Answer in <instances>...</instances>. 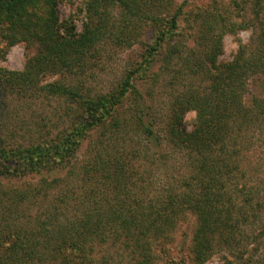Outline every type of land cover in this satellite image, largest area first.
<instances>
[{
  "label": "trees",
  "instance_id": "16d2710c",
  "mask_svg": "<svg viewBox=\"0 0 264 264\" xmlns=\"http://www.w3.org/2000/svg\"><path fill=\"white\" fill-rule=\"evenodd\" d=\"M231 1L88 0L78 32L61 19L59 0H0V56L20 40L39 44L22 70L0 65V131L12 126L0 137V264H114L122 251L136 264H159L155 249L167 251L190 212L194 264L238 242L250 217L239 198L253 199L240 179L254 136L264 140V91L246 99L250 82L264 87V0ZM256 24V37L220 61L224 36ZM108 44L144 49L112 89L43 83L48 73L85 70ZM142 73L173 88L161 120L136 85ZM36 98L65 111L31 119L20 141L21 110ZM171 159L183 170L157 181Z\"/></svg>",
  "mask_w": 264,
  "mask_h": 264
},
{
  "label": "rangeland",
  "instance_id": "374dc122",
  "mask_svg": "<svg viewBox=\"0 0 264 264\" xmlns=\"http://www.w3.org/2000/svg\"><path fill=\"white\" fill-rule=\"evenodd\" d=\"M184 1V0H179ZM196 6H209L213 0H190ZM223 7L230 6L231 0H220ZM88 0H59V13L61 19L68 25L81 32L84 24L89 20ZM190 9V5L188 6ZM224 11V9H222ZM264 14V10L262 11ZM246 16L254 21L255 15L251 11L250 5H247ZM256 23V22H255ZM257 25V24H256ZM260 30V26L250 27L238 30L236 33H227L223 39V53L220 55V61L232 60L236 54L240 43H249L251 38ZM149 37V36H148ZM256 37V36H255ZM39 49L37 42L29 40H20L7 49L4 56H0V65L7 69L22 70L28 60L34 57ZM143 47L134 45L133 47H121L118 45L108 44L106 49L98 57H93L85 70L78 73H71L67 76L62 74L48 73L42 77L43 83L63 80L68 83H84L89 91L104 92L112 89L125 75V73L133 69L143 57ZM170 76H168L169 78ZM137 87L141 95L146 100V105L151 106L152 112L157 119L161 120L168 110L170 100L172 98L173 88L168 85V80L160 76V79L154 82V79H144V73L137 76ZM246 99H250L255 94L264 91V87L250 82ZM10 97V96H9ZM245 98V97H244ZM12 107L17 101L10 98L8 100ZM22 101H29L23 99ZM20 101L18 104H26ZM32 101L33 109L21 110V117L26 120L23 129H19V140L26 141L28 137L27 126L31 119L46 117L48 121L58 120L59 112L64 113V106L61 101L48 98H36ZM61 106H59V103ZM130 103V100L128 101ZM65 116V115H64ZM196 112L190 111L185 116V126L188 130L193 128ZM66 117V116H65ZM66 119H68L66 117ZM5 121V119H3ZM8 124V123H7ZM10 128H2L0 137H6L10 133ZM21 137V138H20ZM254 144L246 159L248 174L245 178L240 179L242 185L252 192H248L249 197H253L251 202L246 200L244 194H241L239 201L243 203V207L248 210L250 217L242 222V235L239 236L238 242L233 246H218L210 258L204 264H264V140L254 136ZM86 143L82 145V151ZM183 170L179 161L169 160L166 165L161 166V170H157L156 180L164 182V179L174 180ZM161 182V183H162ZM248 197V198H249ZM197 225V216L194 213H188L172 233V242L168 245L167 251L163 249H155L157 262L159 264H194L192 260V238ZM114 264H136V260L129 252L122 251L115 255ZM102 264V263H96Z\"/></svg>",
  "mask_w": 264,
  "mask_h": 264
}]
</instances>
